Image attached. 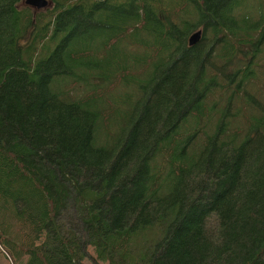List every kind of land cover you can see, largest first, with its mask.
<instances>
[{
    "label": "trees",
    "instance_id": "16d2710c",
    "mask_svg": "<svg viewBox=\"0 0 264 264\" xmlns=\"http://www.w3.org/2000/svg\"><path fill=\"white\" fill-rule=\"evenodd\" d=\"M49 1L0 0V264H264V99L244 89L264 14ZM120 86L138 90L122 127L101 103ZM220 91L237 114L208 105Z\"/></svg>",
    "mask_w": 264,
    "mask_h": 264
},
{
    "label": "rangeland",
    "instance_id": "374dc122",
    "mask_svg": "<svg viewBox=\"0 0 264 264\" xmlns=\"http://www.w3.org/2000/svg\"><path fill=\"white\" fill-rule=\"evenodd\" d=\"M246 7H247V11H248V20L250 23L255 22L256 19L258 18L257 17L258 15H260V17H261L264 14V1L263 0H247L246 1ZM103 39H104V37L102 36L100 38V41H103ZM123 48H124L123 44L117 43V51L118 52H121ZM247 49H249V46H247L246 48H243V50H247ZM240 57L244 60L242 62L243 65H245L247 63V61H249V58H248L249 55H247V54H241ZM101 59L112 60L113 58H106L105 54H103L101 56ZM101 59H100V63H101ZM122 59H129V55L127 52L124 55L121 54L119 57H117V61L122 60ZM96 60L99 62L98 59H96ZM251 62H253L252 68L254 69V72L263 74L262 75L263 82L260 81L258 83H254V84L249 85L248 88L245 87L244 88L245 92L246 91L252 92V94L257 95L259 98L261 96V98L264 99V58L255 57L254 59H251ZM151 73H152V69L150 67H147L142 74V78L144 79V78L149 77L151 75ZM62 84L64 85L63 81L57 80L54 83V88H58ZM78 89H79V92L77 93V95L83 96L84 94H86L88 92L89 87L86 86L84 84V82H81L80 87H78ZM221 94H222V91H220L217 94V96L213 95V93L210 96H208V98L206 100L208 105L212 106V107H216L215 103H217V106L219 108L223 107L226 110L228 108L227 102L223 99L219 100V96ZM136 96L138 97V90L136 88H134V87H121L120 86L116 89V91L112 92L110 95H104L101 99V103L103 105H109L112 109L114 108V111L117 115V117L114 116V118L120 124V127H122L123 126L122 124L125 121V117H128L129 109L133 107V104L136 100ZM220 101H223V103H220ZM214 111H215V109L213 110V112ZM227 111H229L228 115L230 117L234 114H237L236 105L230 106L227 109ZM252 112H253V114H256L255 110H252ZM247 115H251V112H249ZM237 117H238L237 119H235L236 117H233L235 119L234 121H237V120H238L237 122L243 121V117H241V116H237ZM189 122L195 123V120L193 118H191ZM242 128H243V130H245L244 127H242ZM180 131H183V129H181ZM180 131H179L178 135L181 138V136L183 134ZM103 142H104V138L101 137L100 143H103ZM177 153H178V151L176 152L175 155H177ZM84 264H92L91 259H87Z\"/></svg>",
    "mask_w": 264,
    "mask_h": 264
},
{
    "label": "water",
    "instance_id": "95a60500",
    "mask_svg": "<svg viewBox=\"0 0 264 264\" xmlns=\"http://www.w3.org/2000/svg\"><path fill=\"white\" fill-rule=\"evenodd\" d=\"M25 3L37 9H42V8L47 7L50 1L49 0H25ZM203 33H204L203 29H199L193 32L189 38L190 45H196L197 43H199L203 36Z\"/></svg>",
    "mask_w": 264,
    "mask_h": 264
}]
</instances>
